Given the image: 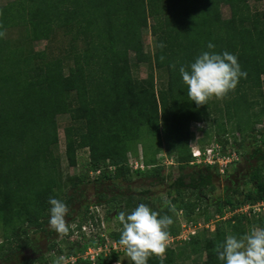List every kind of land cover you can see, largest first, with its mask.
Wrapping results in <instances>:
<instances>
[{
	"label": "trees",
	"instance_id": "1",
	"mask_svg": "<svg viewBox=\"0 0 264 264\" xmlns=\"http://www.w3.org/2000/svg\"><path fill=\"white\" fill-rule=\"evenodd\" d=\"M223 5L230 10L228 20L222 18ZM149 19L155 40L152 59L144 54L141 34ZM0 31L4 33L0 37V228L4 244L13 245L10 252L19 249L17 242L23 241L21 230L25 227L41 232L49 224V197L68 207L72 200V195L62 192L66 182L56 154L59 116L70 120L63 131L68 167H77L78 153L88 151L84 170L68 182L75 191L84 184L102 181L159 178L164 170L156 162L160 129L174 149L178 170L182 173L193 162L190 125L210 121L211 101L197 106L190 100L179 68L208 51L209 42L215 45V52L236 55L247 72L236 89L223 98V110L217 111L219 120L211 124L223 131L225 121L241 136V142L247 138L256 141L258 136L256 142L264 146V133L255 130L264 120V18L251 12L248 0H12L0 7ZM13 31L18 35L14 40L10 36ZM60 36L71 39L68 48L58 46L55 54L54 43ZM42 41L48 43L47 48L35 51L33 44ZM161 43L164 48H160ZM130 52L138 62L166 72L162 90L155 91L151 73L145 80L133 79ZM217 143L223 149L227 146V141ZM138 146L142 147L144 169L132 170L128 156L137 155ZM205 169L219 176L216 167ZM183 179L179 176L174 182L176 189L169 188L167 208L162 213L158 212L161 206L155 207L142 197L125 199V210L131 207L126 213L143 203L161 216L172 217L170 237L181 230L179 212L186 222L208 223L209 217L201 214L200 208L210 174H200L196 186L195 181L185 185ZM250 181L253 188L240 192L241 199L228 197L217 202L221 217L225 208L233 211L246 204L264 203L261 168L253 171ZM188 192L191 195L186 197ZM111 202L115 199L108 200ZM98 223L86 206L75 229L80 232L84 225L98 227ZM226 224L231 226V235L240 236L248 225L264 227V213L252 218L234 215L216 225L212 233L203 229L202 235L192 237L177 254L167 248L163 260L153 255L148 264H174L175 257L194 256H204L203 264H223L217 259V250L230 235ZM119 228V232L105 231V235L121 246L120 222ZM72 234L70 229L67 238ZM98 242L103 245L104 238ZM58 246L52 244L51 251ZM87 248L85 244L83 249ZM117 256L114 252L108 258L100 256L96 264H113ZM37 263L47 261L39 259ZM74 264L91 263L78 260Z\"/></svg>",
	"mask_w": 264,
	"mask_h": 264
},
{
	"label": "rangeland",
	"instance_id": "2",
	"mask_svg": "<svg viewBox=\"0 0 264 264\" xmlns=\"http://www.w3.org/2000/svg\"><path fill=\"white\" fill-rule=\"evenodd\" d=\"M12 0H0V7L7 5ZM252 13H259L264 18V2L257 3L254 0H248ZM221 15L224 20L230 18V10L227 6H221ZM153 25L152 19L147 22V27L142 29V42L144 54L152 59L155 52V40L151 35L150 27ZM11 39H16L18 37L16 31L11 32ZM60 39L54 43L53 52L56 54L58 51V46L63 48H68L70 37ZM79 43V47H81ZM47 42H37L33 44V49L37 52L44 51L47 48ZM129 63L131 66L132 77L135 81L145 80L151 73L154 78L155 91L159 92L162 90L167 81V74L165 71H158L151 68V65L146 62H138L134 53H129ZM264 83V79H263ZM264 92V84H263ZM211 101V118L210 121L206 123H192L190 125V131L192 138L189 143L190 149L193 146H199L200 149L208 148L213 146L215 143L226 142L224 152L231 150L236 151L239 154L240 159L233 165L228 167L227 171L216 177L213 173L207 172L205 165L195 164L192 162L186 169L181 173L176 165L174 157V149L169 147L166 141L163 139L162 131L161 143L158 147L156 154V162L164 167V170L160 174L159 178H141L136 176L130 181L120 180L116 182L112 181H102L90 184H84L74 190L71 186L69 180L76 177L81 171L84 170V165L88 162V151H80L78 153V165L75 168L68 167L65 160V138L64 129L69 125L70 120L68 116L57 117L58 124V146L56 148V154L61 158L62 166L61 171L63 175V180L66 182V187L63 191L66 196L72 195V200L69 205V214L66 216V222L69 228L73 230L72 236L68 239L66 235L57 234L52 230L49 224L44 228L43 231H34L32 228H24L21 230L22 235L24 234L23 241H18L17 244L20 246L19 249L16 247L10 252V248L13 245L8 243L5 245L2 229L0 228V244H4V247L0 250V264H38L39 259H44L47 264H55L58 257H64L65 264H74L78 260H84L91 264H96L98 258L103 256L108 258L114 252L118 254L117 258L114 260L113 264H130V258L126 255V251L119 250L117 247L114 248V242L107 237L105 231H116L119 232V219L118 213L126 210H130L128 207L126 210L124 208V200L132 198H145L155 203V207H159L161 212L167 208L165 201H168L167 192L170 188L171 191L176 189V184L174 183L179 176H183V183L188 186L191 181H195L194 185H198L200 174H210V183L208 186L204 187L205 196L203 195V205L200 208V213L207 214L209 217L207 225L204 229L208 228L209 232H214L215 226L220 223L228 222L232 217L229 208H225L223 217L217 213V202L219 200L224 201L228 197H236L241 199L239 196L240 192H245L253 188V184L250 181L252 173L255 169L261 168L262 174L264 176V146L261 143L256 142L260 140L257 136L256 141L249 138L243 139L241 142V136L232 132L231 126L224 121L225 125L222 130L215 129L211 124L214 120H219L218 110H223V99L212 98ZM221 124V123H220ZM223 124V123H222ZM256 132L264 133V120L260 125H256ZM236 137V140L233 139ZM235 141V142H234ZM240 142V143H239ZM219 144V143H218ZM149 155H152L149 153ZM138 157V159H137ZM142 159V147H137V155L130 154L128 156L129 168L135 160L139 161ZM134 165H132V170ZM218 170V169H217ZM94 178L95 175H92ZM212 188V189H211ZM238 192L236 195L235 193ZM191 193L188 192L186 197L190 196ZM115 199V202L108 203V200ZM170 200V198H169ZM98 203L102 205H98ZM207 203V205H206ZM165 204V205H164ZM163 205V206H162ZM206 205V212L205 206ZM89 206L90 214L94 212L96 215L95 223H98V227L89 229H81V231H76V226L84 215V208ZM98 208V211L94 208ZM159 210V209H158ZM160 213V214H161ZM181 214L178 213V218L181 222ZM252 218L253 215L247 216ZM106 218L108 219L106 221ZM199 221H203L200 219ZM201 223V222H200ZM202 224V226H204ZM228 234H230L231 226L225 225ZM253 227L247 226L246 232L250 231ZM203 229L198 231V235H202ZM104 237L105 245L101 247L100 251H93L91 244L95 242L94 240ZM213 236V235H212ZM76 242L78 245H73ZM52 244L59 245L56 250L51 251L50 247ZM87 245L91 250H84L83 246ZM184 245H174L171 249L177 254L180 250L184 249ZM71 254V255H70ZM97 254V255H96ZM187 254V253H186ZM70 255V256H68ZM68 256V258H67ZM92 258L94 260H92ZM178 258V257H177ZM175 257L174 264H203L204 256H194L189 259H177ZM92 260V261H91Z\"/></svg>",
	"mask_w": 264,
	"mask_h": 264
},
{
	"label": "clouds",
	"instance_id": "3",
	"mask_svg": "<svg viewBox=\"0 0 264 264\" xmlns=\"http://www.w3.org/2000/svg\"><path fill=\"white\" fill-rule=\"evenodd\" d=\"M3 35L0 31V37ZM159 46L165 47L163 43ZM207 49L194 62L179 68L187 95L197 106L207 105L213 97L223 99L236 89L241 78L247 77L236 55L213 51L215 45L211 42ZM48 203L50 228L57 234L67 235L70 231L66 222L68 205L54 197H49ZM118 219L122 225L119 244L133 264H148L153 255L163 260L170 242L172 217L161 216L150 206L140 203L130 212H119ZM217 259L223 264H264V227H253L240 236L227 235L217 250ZM55 264H65L64 257H58Z\"/></svg>",
	"mask_w": 264,
	"mask_h": 264
},
{
	"label": "built area",
	"instance_id": "4",
	"mask_svg": "<svg viewBox=\"0 0 264 264\" xmlns=\"http://www.w3.org/2000/svg\"><path fill=\"white\" fill-rule=\"evenodd\" d=\"M191 155L193 158V162L195 164H202L208 167H216L220 175H223L227 171L228 167H230L235 162H237L238 159H240V156L239 154L236 153V151L231 150V152L229 151L224 152L222 146L218 143H215L213 146L205 148L204 150L200 149L199 146H193L191 148ZM132 165H134L133 170H138V169L143 170L144 169L142 159H140L139 161L135 160L132 164H130L131 169H132ZM94 209L98 211L97 207ZM229 211L230 213H232V216L234 215L257 216L259 214L264 213V203L259 202L255 205L246 204L242 207H238L234 209L233 211L229 209ZM91 214L95 215L94 212ZM96 218L97 217L95 215V221H96ZM202 224L204 225V223L202 222L201 223L200 222L189 223V222H186V220H181L180 222L181 230L176 237H170L168 248L171 249V246H174V245L180 246V245H184L190 242L191 238L196 236L200 229H204V227H208L207 225L202 226ZM85 227L92 229L94 228V225L93 224L84 225L82 229H85ZM104 237L105 236H102V238ZM94 241H95L94 243L98 244V246L97 245H96L97 247L92 246L93 251H97V250L100 251L101 247L105 245V241L103 245H99L98 239L97 240L95 239ZM113 246L114 248L117 247L119 250H122V251L125 250L122 246H118L115 243ZM87 250H89L88 252L91 253V250L89 248H87ZM92 260L94 259L92 258Z\"/></svg>",
	"mask_w": 264,
	"mask_h": 264
}]
</instances>
